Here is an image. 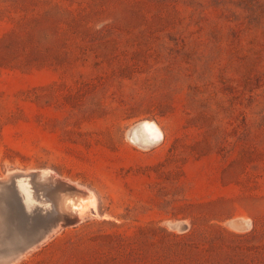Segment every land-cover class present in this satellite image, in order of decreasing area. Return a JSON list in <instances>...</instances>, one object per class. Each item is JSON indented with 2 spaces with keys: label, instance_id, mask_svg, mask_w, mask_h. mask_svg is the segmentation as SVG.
<instances>
[{
  "label": "rangeland",
  "instance_id": "rangeland-1",
  "mask_svg": "<svg viewBox=\"0 0 264 264\" xmlns=\"http://www.w3.org/2000/svg\"><path fill=\"white\" fill-rule=\"evenodd\" d=\"M0 199V264H264V0H0Z\"/></svg>",
  "mask_w": 264,
  "mask_h": 264
},
{
  "label": "bare ground",
  "instance_id": "bare-ground-1",
  "mask_svg": "<svg viewBox=\"0 0 264 264\" xmlns=\"http://www.w3.org/2000/svg\"><path fill=\"white\" fill-rule=\"evenodd\" d=\"M142 127H143L144 131L148 132L150 135H153V136H158V135H160V131H159L157 125H156L154 122H151V121H145V122L143 123V126H142ZM15 170H16V169H15ZM34 170H35V169H34ZM17 171H18V172H21L20 170H17ZM17 171H16V172H17ZM25 171H26V170H25ZM43 171H44V170H43ZM23 172H24V171L22 170V173H23ZM28 172L30 173V171H28ZM28 172H25L24 174H26V173H28ZM33 173H34V172H33ZM33 173L29 174L28 177H29L31 180H33L32 182H34V184L36 185L37 182L40 183V181L37 180V177H35ZM6 174H7V173H6ZM6 174H5V175H6ZM12 174H14V173H12ZM18 174H19V173H18ZM48 174H50V173H48ZM7 175H8V176H7ZM7 175H6V176H7V179H3V178L1 179V180H3V183L5 182L4 180H8V178H10V177H9V173H8ZM20 175H21V173H20ZM20 175H19V176H20ZM6 176H5V177H6ZM19 176H18V177H19ZM22 176H23V175H22ZM5 177H4V178H5ZM12 177L14 178V176H12ZM18 177L16 176V178H18ZM48 177L50 178L51 176H48ZM19 178H20V177H19ZM24 178H25V177H24ZM49 178H48V179H49ZM51 178H53V176H52ZM51 178H50V179H51ZM19 180H20V179H19ZM26 180H27V178H26ZM31 180H30V181L27 180V181H28V182H31ZM51 180H52V179H51ZM51 180H50V181H51ZM11 181H12V180H11ZM11 181H10V182H11ZM15 181H16V180H15ZM8 182H9V181H8ZM13 182H14V179H13ZM45 182H46V181H45ZM48 182H49V181H48ZM60 182H61V184L63 183L62 181H60ZM24 183H26V182H24ZM24 183H23V185H24ZM39 183H38V184H39ZM41 183H42V185H43V182H41ZM41 183H40V185H41ZM46 183H47V182H46ZM50 183H51V182H50ZM19 184H20V183H19ZM19 184H18V185H19ZM38 184H37V185H38ZM54 184H55V183H54ZM58 184H60V183H58ZM61 184H60V185H61ZM64 184H65V182H64ZM1 185H2V184H1ZM23 185H22V186H23ZM70 185H74V184H70ZM2 186H3V185H2ZM19 186H20V185H19ZM28 186H29V185H28ZM38 186H39V185H38ZM38 186H37V187H38ZM43 186L45 187L46 184L43 185ZM65 186L68 187L67 184H65ZM76 187H77V186H76ZM79 187H80V186H79ZM1 188H2V187H1ZM71 188H72V187H71ZM77 188H78V187H77ZM2 189H3V188H2ZM4 189H5V185H4ZM24 189H25V188H24ZM24 189H23V190L21 189L22 192H24V191L26 190V189H25V190H24ZM27 189H28V188H27ZM36 189H37V188H36ZM13 190H14V189H13ZM30 190H31V189H30ZM32 190L34 191V189H32ZM32 190H31V191H32ZM38 190H39V189H38ZM70 190H71V189H70ZM79 190L81 191V189H79ZM8 191H9V190L7 189V192H8ZM18 191H19V190H18ZM40 191H41V190H40ZM82 191H84V190H82ZM20 192H21V191H20ZM26 192H29V191L26 190ZM37 192H38V191H37ZM75 192H76V191H75ZM78 192H79V191H78ZM8 193H9V192H8ZM42 193H43V192H42ZM57 193H58V192H57ZM76 193H77V192H76ZM84 193H85V192H84ZM1 194H2V193H1ZM4 194L6 195L5 192H4L2 195H4ZM27 194H28V193H27ZM30 194H31V193H30ZM34 194H35V193H34ZM36 194H37V193H36ZM59 194H60V193H59ZM78 194H79V193H78ZM78 194H77V195H78ZM5 195H4V196H5ZM14 195H15V193H14ZM61 195H62V194H61ZM82 195H84V194H82V192H81V195H79V196L74 195V196H73L74 198H72V197L70 198V197L66 196V197H64L63 200H62V201L64 202L63 204H65V206H66L67 208H69V209H71V207H73L74 204H75V206L80 207V206H82V200H83V197H84V196H82ZM86 195H88V193H87ZM6 196H7V195H6ZM8 196L10 197L11 195L8 194ZM20 196H21V195H20ZM22 196H25L24 193H23ZM22 196H21V198H22ZM29 196H30V195L28 194V197H29ZM70 196H71V195H70ZM12 197H13V196H12ZM14 197H15V196H14ZM16 197H18L17 193H16ZM16 197H15V198H16ZM34 197H35V196H34ZM47 197H48V196H47ZM55 197H56V196H55ZM59 197H60V196H59ZM87 197H88V196H87ZM89 197H90V196H89ZM18 198H19V197H18ZM37 198L39 199L38 194H37ZM37 198H36V199H37ZM50 198H52V197H50ZM85 198H86V196H85ZM4 199H5V198H4ZM6 199H7V197H6ZM16 199H17V198H16ZM30 199H31V197H30ZM33 199H34V198H33ZM36 199H34V200H36ZM46 199H48V198H46ZM46 199H45V200H46ZM56 199H57V198H56ZM8 200H9V198H8ZM21 200H23V199H21ZM26 200H27V199H26ZM43 200H44V199H43ZM86 200H87V199H86ZM86 200H85V201H86ZM1 201H2V199H0V209H1V207H2L1 204L3 203V202H1ZM9 201H10V200H9ZM17 201H19V200L17 199L15 202H17ZM30 201H31V200H30ZM30 201H29V202H30ZM48 201H49V200H48ZM57 201H58V200H57ZM57 201H56V202H57ZM23 202H26V201L23 200ZM44 202H45V201H44ZM44 202H43V204H45ZM46 202H47V201H46ZM51 202H52V201H51ZM12 203H13V202H12ZM52 203H53V202H52ZM17 204H18V203H17ZM3 205H4V204H3ZM56 205H58V204H56ZM5 206H6V204H5ZM5 206H4V207H5ZM31 206H32V205H31ZM36 206H37V205H36ZM43 206H44V205H43ZM51 206L54 207V205H51ZM37 207H38V206H37ZM55 207H56V206H55ZM66 207H65V208H66ZM11 208H12V207H11ZM16 208H17V207H16ZM39 208H40V207H39ZM49 208H50V206H49ZM58 208H59V207H58ZM61 208H63V207H61ZM36 209H37V208H36ZM8 210H10L9 207H8ZM8 210H7V211H8ZM16 210H18V208H17ZM16 210H15V211H16ZM52 210L55 211L54 208H52ZM52 210H51V211H52ZM63 210H64V208H63ZM2 211H4V210L2 209ZM2 211H1V212H2ZM21 211H22V210H21ZM65 211H66V210H65ZM76 211H77V210H76ZM1 212H0V213H1ZM10 212H11V214H12V210H11ZM19 212H20V211H19ZM19 212H18V213H19ZM30 212H32V211H30ZM49 212H50V211H49ZM57 212H59V211H57ZM57 212H56V213H57ZM60 212H61V211H60ZM20 213H23V212H20ZM32 213H33V212H32ZM35 213H36V212L34 211V214H35ZM63 213H64V211H63ZM13 214H14V215H17L16 213H13ZM23 214H24V213H23ZM36 214H37V213H36ZM71 214H72V213H71ZM21 215H22V214H21ZM30 215H31V213H29V216H30ZM61 215H64V214L61 213ZM61 215H60V216H61ZM36 216H37V215H36ZM71 216H72V215H71ZM11 217H13V216H11ZM11 217H10V218H11ZM14 217H16V216H14ZM19 217H20V216H19ZM19 217H18V220H19ZM24 217H26V216L24 215ZM63 217H65V216H63ZM63 217H62V218H63ZM16 218H17V217H16ZM34 218H36V217H34ZM8 219H9V218H8ZM8 219H7V220H8ZM11 219H12V218H11ZM78 219H79V218H78ZM40 220H41V219H40ZM13 221H14V220H13ZM21 221H22V220H21ZM21 221H20V222L18 221V222L21 224ZM65 221H66V220H65ZM69 221H70V220H69ZM3 222H4V221H3ZM8 222H9V221H8ZM8 222H6V223H8ZM22 222H24V221H22ZM45 222H46V221H45ZM45 222H44V223H45ZM49 222H50V221H49ZM25 223H26V222H25ZM39 223H40V222H39ZM17 224H18V223H17ZM17 224L15 225V227L17 226ZM26 224H27V223H26ZM48 224H49V223H48ZM4 225H5V224H4ZM23 225H25V224H22L21 226H23ZM34 225H35V224H34ZM21 226H19V227H21ZM30 226H31V225H30ZM41 226H42V225H41ZM4 227H5V226H4ZM19 227H18V228H19ZM27 227H29V226L27 225ZM37 227H38V226H37ZM4 229H5V228H4ZM21 229H22V228H20V229H18V230L20 231ZM28 230H29V229H27L26 231L28 232ZM30 230H32V229H30ZM1 231H2V230H1ZM16 231H17V230H16ZM26 231H24V232H26ZM2 232H3V231H2ZM5 232H6V231H5ZM27 232H26V233H27ZM29 232H30V231H29ZM19 233L21 234V231H20ZM19 233H18V234H19ZM50 233H52V232H50ZM24 234H25V233H24ZM28 234H29V233H28ZM2 235H3V234H2ZM21 235H22V237H20ZM21 235L18 237V240H17L18 242H19L20 240L22 241L21 238L24 237V236H23V233H22ZM29 235H30V234H29ZM26 236H27V235H26ZM26 236H25V237H26ZM0 237H1V234H0ZM2 237H4V235H3ZM7 238H8V237H7ZM12 238H13V237H12ZM28 238H29V237H28ZM0 239H1V238H0ZM2 239H3V238H2ZM10 239H11V238H10ZM15 239H16V238H14V240H15ZM23 239H24V238H23ZM41 239H42V238H41ZM41 239H40V240H41ZM3 240H4V239H3ZM7 241H8V239L6 240V242H7ZM23 241H24V240H23ZM23 241H22V242H23ZM0 242H3V241H0ZM8 242H9V241H8ZM22 242H20V243H22ZM36 242H38V241H36ZM10 243H11V242H10ZM10 243H9V244H10ZM20 243H19V244H20ZM26 243H28V242H26ZM31 243H32V242H31ZM2 244L6 245V243L3 242V243H1V245H0L1 247H2ZM9 244H7V245L9 246ZM36 244H37V243H36ZM10 245H12V244H10ZM17 245H18V244H17ZM34 245H35V244H34ZM15 246H16V245H15ZM15 246H14V247H15ZM4 247H5V246H4ZM11 247H12V246H11ZM19 247H20V246H19ZM7 248H8V247H7ZM9 248H10V247H9ZM14 250H15V249H14ZM1 251H2V249L0 250V252H1ZM16 251H17V250H16ZM23 251H24V250H23ZM6 252H7V250H6ZM20 252H22V251H20ZM17 255H18V254H17ZM2 259H5V257L3 258V257L0 255V260H2ZM0 263H1V262H0ZM3 263H4V262H3ZM13 263H14V262H13Z\"/></svg>",
  "mask_w": 264,
  "mask_h": 264
}]
</instances>
